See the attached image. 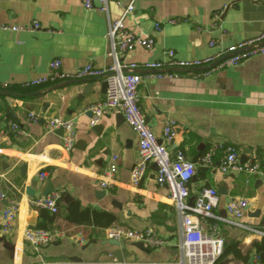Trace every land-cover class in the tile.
I'll list each match as a JSON object with an SVG mask.
<instances>
[{
    "label": "crops",
    "instance_id": "crops-1",
    "mask_svg": "<svg viewBox=\"0 0 264 264\" xmlns=\"http://www.w3.org/2000/svg\"><path fill=\"white\" fill-rule=\"evenodd\" d=\"M122 10L110 3L108 13L85 10L82 0H0V193L4 201L19 205L13 234L1 230L0 264H36L42 260L73 264H115L109 253L121 249L110 245L108 233L116 226L133 230L153 229L166 241L150 253L121 240L126 264H170L180 259L181 218L168 200L167 187L156 181L155 164L148 166L140 185L131 183V172L139 161L138 137L119 111H107L96 126H91L88 109L102 101L103 79L82 80L52 89L66 81L36 88H25L29 80L47 76L49 64L61 62V71L74 74L91 63L105 69L113 64L108 56L109 21L119 19ZM177 20L175 24L169 21ZM39 29L12 32L2 26H30ZM126 26L139 36L155 40L152 49L136 48L120 56L121 63L160 61L167 50L183 60L214 56L231 45L258 37L264 29V0H138ZM156 24L160 30H156ZM215 46L211 47L210 42ZM178 72V71H177ZM138 92L146 121L158 138L166 122H177L174 148L197 165L189 183L194 199L203 187L219 189L218 212L233 198L249 201L242 222L264 231V178L223 174L214 167L203 168L201 158L212 145L232 144L247 158L257 157L264 169V54L233 68L209 71H179L177 78L157 79L155 72L140 70ZM6 85V87L4 86ZM36 93V94H35ZM48 103V107H45ZM35 112L42 118L28 120ZM51 118L72 119L75 143L71 151L63 148V137L49 132ZM16 123L22 134L14 133ZM117 157V172L112 187L100 186L103 173ZM26 171L21 173V168ZM46 172L44 179L40 172ZM61 191L59 213L34 209L30 200L43 196L46 184ZM51 191V192H52ZM77 203L81 210L108 212L116 222L106 228L69 221L68 209ZM27 229L50 232L54 238L41 250L34 251L24 239ZM226 245L237 244L241 258L233 255L219 264H254V242L262 239L246 229L222 225ZM254 254L253 262L250 261Z\"/></svg>",
    "mask_w": 264,
    "mask_h": 264
},
{
    "label": "built area",
    "instance_id": "built-area-1",
    "mask_svg": "<svg viewBox=\"0 0 264 264\" xmlns=\"http://www.w3.org/2000/svg\"><path fill=\"white\" fill-rule=\"evenodd\" d=\"M138 0H82L85 10L98 9L108 13L110 3H114L122 10L119 19L109 21L108 38L110 52L108 56L113 64L105 69L97 68L91 63L85 65L74 74H66L61 71V62L54 60L49 64L47 76L32 79L23 84L25 88H36L48 84H55L66 80L77 79H103L107 84L106 94L102 101L89 107L92 113L91 126H96L101 117L107 111H119L123 114L126 123L138 137L139 161L131 172V183L140 185L146 176L148 166H157L156 181L160 186L167 187L168 200L178 211L181 218V243L180 259L170 264H217L225 247V240L221 235L222 225L236 226L254 232L264 238V231L245 225L242 220L249 208V201L244 198L230 199L223 213L218 212L220 194L212 187H203L197 196H190L189 183L195 177L197 165L188 160L181 149H175L177 122L170 119L166 122L162 138H158L149 127L144 112L140 105L139 86L142 82L140 70L155 72L157 79H172L178 77L179 71L193 69L223 70L233 68L242 62L264 54V29L256 38L229 46L214 56L200 59L183 60L177 57L174 50H167L160 61H151L141 64L121 63L119 58L136 48L150 50L155 45V40L148 36H139L131 31L125 24L128 15L134 13ZM177 20L169 21L170 24ZM38 22L30 26H2L4 30L12 32H29L39 29ZM156 30L160 25L156 24ZM210 46H215L211 41ZM217 64L213 68V65ZM178 71V72H177ZM6 87V85H4ZM42 116L35 112L28 114V120L36 122ZM10 128L14 133L22 134L16 123H11ZM49 132L63 129V148L69 152L75 143V126L72 119L51 118L46 121ZM217 158L218 170L223 174L245 175L247 177L264 178V169L256 156L241 162V151L232 144L212 145L201 158L199 165L203 168L214 167ZM117 157L112 159L109 169L102 175L100 186L103 189L112 187L117 172ZM47 173L40 172V178H46ZM62 197L61 191H52L46 196L32 197L30 205L34 209H45L53 214L59 213L58 203ZM6 199L5 194L0 193V201ZM19 205L15 201H7L1 213V230L6 234H13L16 229V221ZM109 239L129 240L143 243L150 249H160L166 241L153 229L133 230L124 226H116L108 233ZM54 236L44 230L27 229L24 239L28 247L34 251L41 250L48 245ZM257 260V258H256ZM36 264H73L68 262H50L42 260ZM115 264H126L117 262Z\"/></svg>",
    "mask_w": 264,
    "mask_h": 264
},
{
    "label": "trees",
    "instance_id": "trees-1",
    "mask_svg": "<svg viewBox=\"0 0 264 264\" xmlns=\"http://www.w3.org/2000/svg\"><path fill=\"white\" fill-rule=\"evenodd\" d=\"M66 218L72 222L94 225L96 227L103 228L114 224L117 220L113 214L108 212H98L89 209L81 210L77 203L70 206L68 213L66 214ZM252 248L257 258L254 264H264V238H262L260 241L254 242L252 244ZM229 255H233L235 258L242 257L237 244H225L224 251L217 264H219L222 259L228 257Z\"/></svg>",
    "mask_w": 264,
    "mask_h": 264
},
{
    "label": "water",
    "instance_id": "water-1",
    "mask_svg": "<svg viewBox=\"0 0 264 264\" xmlns=\"http://www.w3.org/2000/svg\"><path fill=\"white\" fill-rule=\"evenodd\" d=\"M217 64L213 65L211 68H213L214 66H216ZM207 69H193L191 71L193 72H197V71H206ZM82 81H85L88 83L87 87L85 88L84 90V94H88L91 92V89H92V82H90L89 80H82ZM78 82H81V81H75V80H69V81H66L64 83H61L57 86H55L52 91L54 90H57V89H60V88H63L65 86H68V85H71V84H74V83H78ZM106 89H107V84L104 83L103 85V91L106 92ZM36 94V93H35ZM45 107H48V103H45L44 105ZM90 116H92V113L91 112H88ZM103 129V126H94V130L95 131H100ZM56 133H58L59 135H61L63 137L64 135V131L63 129H58L56 131ZM250 153V150H245L243 152V154L241 155V162H245L248 158H247V154ZM156 166V165H155ZM157 168V166H156ZM26 171V166H23L21 168V173L23 174L24 176V173ZM53 190L52 186L50 185V183L48 182L46 184V189L44 190L43 192V196H46L48 195L51 191ZM218 193L220 195H227V192L225 190V188L223 186H220L219 189H218ZM34 196V195H33ZM32 196V197H33ZM3 204H6V201H3ZM108 244L110 245H113V246H116L118 248H121L119 250H117L116 252H113V253H109L112 257H114L115 259H117L119 262H124V256H130V257H133V258H136L135 254L134 253H126V248H123V244L122 242H120L119 240H115V239H110L108 242ZM133 247H135L136 249L140 250V251H144L146 253H150V250L143 244V243H140V242H135L132 244ZM254 260V254L251 255L250 257V261L253 262Z\"/></svg>",
    "mask_w": 264,
    "mask_h": 264
}]
</instances>
